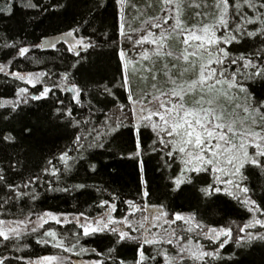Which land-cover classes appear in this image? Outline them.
<instances>
[{
	"label": "snow or ice",
	"instance_id": "obj_1",
	"mask_svg": "<svg viewBox=\"0 0 264 264\" xmlns=\"http://www.w3.org/2000/svg\"><path fill=\"white\" fill-rule=\"evenodd\" d=\"M17 2L3 0L0 19L14 17ZM75 2L61 6L67 10ZM111 5L115 23L110 28L102 19L108 4L92 0L85 13L92 19H82L93 27L88 36L76 28L31 44L17 43L7 33L0 36L6 50L0 74L6 81L11 77L12 82H26L34 89L41 85L36 92L19 87L10 103L0 104V217H4L0 218V264H128L120 257L129 247L133 264H239L240 257L254 247L264 248V185L258 195L249 186L253 176L264 178V0H215L211 17L197 10L192 23L186 22L179 0H157L149 5L155 14L148 18L137 9L139 28L127 23V0H111ZM20 6L37 16L53 10L42 0H27ZM6 38L12 39L11 45ZM58 44L73 58L63 72L53 74L59 80L47 84L48 72L24 75L14 70L30 52L59 51ZM106 48L116 57L119 76L100 71L108 56ZM78 73H88L89 80L81 83ZM59 91L71 99L66 103L56 96L52 113L61 127L74 130L72 148L57 158L63 162V172L51 160L42 169L53 177L45 180L46 186L56 185L46 187L45 193L88 189L86 182L59 186L64 183L61 175L72 171L69 161L95 175L111 158L138 166L140 180L132 199L104 181L94 189L98 203L88 214L31 208L26 212L21 207L29 199H39L38 192L28 189L40 184V176L25 177L26 161L19 152L13 156L7 150L32 135L33 128L22 115L24 107L52 99ZM119 92L124 93L123 102ZM85 95L90 97L86 104ZM76 108L85 114H74ZM125 136L131 139V150L122 147ZM153 160L161 178L168 179L160 198L165 202H151L155 193L145 173ZM187 190H194L195 212L172 208L173 199ZM223 197L240 205L248 218L240 224L227 219L215 220L217 226L205 223L223 216L217 203ZM50 221L65 227L58 231ZM101 237L107 239L101 251L82 242ZM29 240L57 251L33 259L25 252Z\"/></svg>",
	"mask_w": 264,
	"mask_h": 264
},
{
	"label": "trees",
	"instance_id": "obj_2",
	"mask_svg": "<svg viewBox=\"0 0 264 264\" xmlns=\"http://www.w3.org/2000/svg\"><path fill=\"white\" fill-rule=\"evenodd\" d=\"M27 0H18L16 4V12L14 17L11 19H0V36L7 33V37H15L17 43L21 40H26L29 44L33 42H41L45 37L53 39L59 37L63 32L69 31L76 28L82 35L88 36L93 31V27H89L84 21L91 20V15L85 16L88 7L91 6L92 0H76L75 4L65 10L61 5L66 4L68 0H42L43 5H52V11L45 12L40 16L32 10L22 8L20 5L26 3ZM34 2V0H33ZM108 4L107 10L103 12L102 19L111 26L115 23V10L111 5V0H103ZM157 0H127L128 7L126 8V18L128 23L132 25V28H139L140 21L135 19L137 15V9L144 14V18L155 14L154 8H149V5L155 4ZM181 4V11L185 17L186 22L192 23L194 20V12L199 10L201 12H207L209 18L214 12L213 4L215 0H179ZM200 4V9H194L192 5ZM4 6L3 0H0V7ZM43 20V23L40 21ZM205 22H208L205 20ZM99 20L96 22L98 26ZM131 28L127 31H130ZM71 39V38H69ZM94 39V37H93ZM7 44H12V39L6 38ZM4 40H0V61L4 60L5 49ZM55 49H37L30 52L26 58L19 60L16 63L14 70H20L21 74H27L29 72L40 73L48 72L51 79L44 78L45 83L51 84L52 79L59 80L58 76L53 75L54 73H61L66 67L67 61L73 59L70 53L65 52L63 44H58ZM243 51V48L240 49ZM105 51L108 56L100 63V71L102 74L112 76L119 73L116 72V57L112 54L111 49L106 48ZM10 57L14 56V53L9 54ZM87 58V53L84 54ZM64 56V59H61ZM35 59H39L41 63H35ZM93 61L92 72L96 71V56L95 54L91 57ZM131 71V70H130ZM81 83L89 80L88 73L77 74ZM99 79V76L95 77ZM137 81L133 78V84ZM92 85L90 84V87ZM19 87H28L30 92H36L41 88L40 84L36 85V88H32L26 82L15 81L12 82L11 77L6 78L4 74H0V104L10 103L15 98L14 92ZM141 87L147 88L150 91V87L142 84ZM121 97V101L124 100V93H117ZM59 96L65 99L66 103L71 99L69 94L64 91H59L53 94L52 99L32 101L24 107L22 115L25 120L32 126V135L21 139V143L15 148H9L7 151L13 156L17 152L21 154L20 158L22 161H26L27 167L25 170V177L31 176L33 173L40 176V184L33 185L28 191H34L39 193V199L27 200L25 204L21 205L22 208L27 212L29 208L34 209L37 212L51 211L56 214L79 212L83 211L86 214L94 210V206L98 203V194L95 192V187L103 186L104 181H109L114 187L121 192L125 193V198L132 199L135 196L137 187L140 180L139 168L135 162L131 160H118L108 158L107 166L102 167L98 174H91L86 166L84 165H73L69 161V165L72 171L67 176L61 175V179L64 182L59 185L60 187L68 186L71 188L73 184L86 182L89 187L86 190L74 191L69 193L47 191L46 187H56L55 184L46 186L45 180H52L53 177L47 176L42 169L47 166L49 160L53 161L55 166L61 169L63 172V162L57 158L62 152L72 148V138L74 130L72 128H64L60 126V122L56 121L55 115L52 113L53 105L55 103V97ZM89 96L85 95L83 101L85 104ZM95 103V101H93ZM114 109V106H112ZM3 110L0 109V112ZM74 114L84 115L85 113L80 109L76 108ZM78 134V133H77ZM147 139V137H146ZM122 147L131 150L132 142L128 136L124 137V143ZM70 156H75V152H70ZM51 170V169H49ZM115 170V171H113ZM146 176L152 180V187L154 195L151 197V202H165L161 200L162 193L166 190L163 185L168 183L167 177L161 178L160 173L155 168V161H150L146 165ZM171 175V173H169ZM35 179V176H33ZM19 182V180H18ZM264 185V178L252 177L250 187L257 189V195L259 194V188ZM254 195L253 198H257ZM106 198V197H105ZM136 199H139L136 197ZM197 201L195 199L194 190H187L181 195L176 196L171 202L172 208L177 211L187 212L191 210L195 212V205ZM219 207L224 210L223 216L213 217L205 220L210 226H217L215 220H221L223 223L224 219L235 221L237 224L242 223L248 217L244 209L236 204L235 201L231 200L230 197H223L217 202ZM123 209V205L120 206ZM15 211V209H12ZM171 211V208L169 209ZM4 218V217H0ZM14 217H7L12 219ZM53 227L57 228L58 231H62L65 226H56L55 222H49ZM47 227V226H46ZM71 228V225L68 226ZM85 247L96 248L101 251L107 244V239L104 238H89L86 241H82ZM30 247L25 249L27 256L35 259L42 255L53 254L57 250L51 247H44L34 243V241H28ZM234 248L229 247L224 251L225 257ZM75 258V257H73ZM87 258V257H85ZM94 258V257H93ZM120 258H126L128 264H133L134 252L131 247L123 250ZM239 264H264V248L254 247L250 252L240 257Z\"/></svg>",
	"mask_w": 264,
	"mask_h": 264
},
{
	"label": "rangeland",
	"instance_id": "obj_3",
	"mask_svg": "<svg viewBox=\"0 0 264 264\" xmlns=\"http://www.w3.org/2000/svg\"><path fill=\"white\" fill-rule=\"evenodd\" d=\"M126 20H127V23H128V19H127V18H126ZM128 25H130V24L128 23ZM130 26H131V28L133 27L132 25H130ZM129 29H130V28H127V27H126V31L129 30ZM130 70H131V69H130ZM24 75H27V74H24ZM51 222H53V221H51Z\"/></svg>",
	"mask_w": 264,
	"mask_h": 264
}]
</instances>
